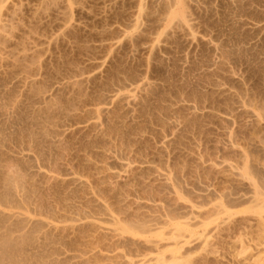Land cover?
Segmentation results:
<instances>
[{
    "label": "rangeland",
    "instance_id": "1",
    "mask_svg": "<svg viewBox=\"0 0 264 264\" xmlns=\"http://www.w3.org/2000/svg\"><path fill=\"white\" fill-rule=\"evenodd\" d=\"M260 197L264 0H0V264L175 250L122 233L152 206L210 214L188 264H264Z\"/></svg>",
    "mask_w": 264,
    "mask_h": 264
},
{
    "label": "bare ground",
    "instance_id": "2",
    "mask_svg": "<svg viewBox=\"0 0 264 264\" xmlns=\"http://www.w3.org/2000/svg\"><path fill=\"white\" fill-rule=\"evenodd\" d=\"M258 194V193H257ZM259 195V194H258ZM260 195H261V193H260ZM263 195V194H262ZM261 198V197H260ZM258 200V198L256 199V201ZM261 200H263L264 201V198H261ZM261 200H259L260 202H261ZM259 202V203H260ZM136 203V202H135ZM134 205V204H133ZM136 206V205H135ZM149 206V205H148ZM147 205H145V206H139V207H137L136 208V210L137 211H140L141 209H143L144 211H146L147 210V207H148ZM149 207H151V206H149ZM133 208V207H132ZM138 208H139V210H138ZM141 208V209H140ZM151 208H153V206L151 207ZM151 208H148V209H150V210H148L149 212L147 213V211L145 212V213H143L144 215L143 216H141V217H143V218H141L140 217V215H142L141 213L140 214H138L137 212H136V215L134 214L135 213V208H134V213H133V215H131L132 216V218H131V216L129 215V219L127 218V220L124 222V220H123V222H124V224L123 223H121L120 225H130L128 228H124V229H121V230H123V234H124V232H125V234L127 233L128 234V232L127 231H129V234L131 235V233L132 232H135V234H134V237H135V235H138V233L139 232H141V231H144V230H148L147 232H153L152 230H156L157 229V231H158V229H159V231H161L160 229H162V228H164V227H168V226H173L174 228H173V231L175 230H179V231H181V232H183V233H185V232H188V233H192V232H194L195 230H193V229H195L196 227H198V228H200L201 226H203L204 224H207V222H206V220H209L210 219V214H208V216H209V218L208 219H206L205 217H203V218H201V217H199L200 219H203V222H206V223H203L202 221H195V220H197V218L196 217H193L194 216V212H189V213H191V216L189 217V215L190 214H188V216H187V214H186V216L184 215L183 216V218H186L187 220H189V222H187V223H181L179 226L178 225H175L176 223V221L175 220H177L176 218L178 217H175V220L173 219L174 218V215L172 216V214L171 215H169L170 213H166V212H164V211H161V210H158V209H151ZM159 209H161V208H159ZM163 210V209H162ZM191 210H193V209H191ZM143 211V212H144ZM167 211V210H166ZM168 212V211H167ZM169 212H170V210H169ZM174 212V210H171V213H173ZM175 213V212H174ZM173 213V214H174ZM212 213V212H211ZM137 214H138V216H137ZM214 214V213H213ZM135 215V217H140L141 219H139L138 218V220L136 219V220H134L135 219V217L133 218V216ZM175 216H176V214H175ZM211 216H214V215H212L211 214ZM198 217V216H197ZM133 219V220H131V219ZM114 221H115V218L113 219ZM129 220H130V222H132V223H130L129 222ZM120 221V220H119ZM119 221H117V219H116V223H118ZM128 221V223L126 224V222ZM175 221V222H174ZM114 223V222H113ZM115 223V224H116ZM114 224V225H115ZM122 225V226H123ZM201 225V226H200ZM118 226H119V223H118ZM200 226V227H199ZM124 227V226H123ZM123 227H121L120 226V228H123ZM152 229V230H150L149 231V229ZM155 228V229H154ZM169 228V227H168ZM193 228V229H192ZM129 229V230H128ZM137 229H141V231H138ZM190 229H192V230H190ZM261 230L264 232V223H262V225H261ZM130 231H132L131 233H130ZM172 231V230H171ZM168 232V233H170V236H169V238H170V241H172V239L175 241H173L174 243H171L170 241H169V243H171V244H176V246H177V242L178 241H176V240H179V237H178V235H182V233H180V234H178L177 235V231L176 232ZM156 232V231H155ZM143 233V232H142ZM146 233V232H145ZM126 234V235H127ZM133 234H132V236H133ZM118 235H122L121 233H118ZM180 235V236H181ZM116 238H115V240L117 239V236L116 235H114ZM184 236H185V234H184ZM183 236V237H184ZM122 237V236H121ZM178 237V238H177ZM183 237H180L181 239L183 238ZM186 237V236H185ZM114 238V237H113ZM118 238H120V236L118 237ZM124 238V237H123ZM121 238L122 240L121 241H119V242H124V241H127V243L125 242V244H126V246H124V247H127V245H129V244H131L130 246H128V249H129V247H131L129 250H131L132 252H134L135 254L133 255H129L130 253L129 252H131V251H129V250H127V253H129V254H127L126 253V249L124 248V250H122L123 252H118V254L116 255V256H114V257H112V256H110V257H112V258H116V259H114L113 261H112V263H114V264H146V263H148L147 262V256H150V255H152V254H156V257L157 258H155V259H153L152 261L154 262V263H152V261H150L149 260V264L150 263H152V264H188V263H190L189 262V258L187 257V255L189 254V257H190V253H188L187 255H186V253H185V256L184 257H179V256H175L177 253L179 254V252L182 250V248L180 249L179 247H175L174 245H173V247H174V249L175 250H173V249H170V250H172V251H170L167 247L168 246H166V245H162L161 243H160V241L158 242L160 245H162V246H164V248H165V250H167L168 249V251H165V250H162L163 249V247H161L160 249H159V247H160V245L158 244V245H156L153 241V243L155 244H150V243H148L147 245H153L152 247L150 246H148L149 248H155L154 246H156V248L154 249V251H156L157 250V248L159 249V250H157L158 252H154L153 253V249L151 250V249H149V252L151 251L152 253H147V251L148 250H145V252L144 251H142V252H144L145 254L147 253V254H149V255H144V253H141V249L140 248H142L141 247V243H140V245H138V246H140V247H136L135 248V244L137 243V244H139L138 242H136L135 243V241L134 240H132V239H130L129 237H127L128 238V240L126 239V238ZM176 238V239H175ZM131 240L134 242H131ZM166 240L168 241L169 239L168 238H166ZM163 241H165L164 239H163ZM180 241H182V243L183 244H180V243H178V246L179 245H181L180 247H182V245H184V244H187L188 242L187 241H185V239L183 240H180ZM185 241V242H184ZM116 242V243H115ZM114 243L115 244H117L118 242H117V240L115 241ZM149 242H151V241H149ZM156 242V241H155ZM168 243V244H169ZM124 243H122V244H120V245H123ZM136 244V245H137ZM189 244V243H188ZM187 244V245H188ZM119 245V244H118ZM147 245H144V247H146V248H144L143 247V249L142 250H144V249H148L147 248ZM186 245V246H187ZM190 245V244H189ZM117 246V245H116ZM206 246V245H205ZM119 246H117V248H118ZM122 247V246H121ZM132 247H133V249H132ZM185 247V246H184ZM183 247V248H184ZM179 248V249H178ZM119 249V248H118ZM137 249H140V252H139V250L137 251ZM117 250V249H116ZM116 250H114V252L116 251ZM180 250V251H179ZM189 250V249H188ZM124 251H125V253H124ZM185 251H187V250H185ZM191 251V250H190ZM189 251V252H190ZM131 252V253H132ZM136 252H138V254H136ZM168 252H170L169 254H170V258H166V256H165V254L166 253H168ZM111 253H113V251H111ZM122 253V254H121ZM124 253V254H123ZM158 253V254H157ZM126 254V255H125ZM158 255H159V257H158ZM172 255V256H171ZM153 256V255H152ZM178 257V258H177ZM111 263V264H112Z\"/></svg>",
    "mask_w": 264,
    "mask_h": 264
}]
</instances>
